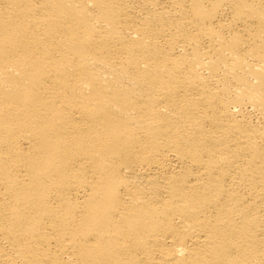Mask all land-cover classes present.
Masks as SVG:
<instances>
[{
    "label": "bare ground",
    "instance_id": "1",
    "mask_svg": "<svg viewBox=\"0 0 264 264\" xmlns=\"http://www.w3.org/2000/svg\"><path fill=\"white\" fill-rule=\"evenodd\" d=\"M0 264H264V0H0Z\"/></svg>",
    "mask_w": 264,
    "mask_h": 264
}]
</instances>
